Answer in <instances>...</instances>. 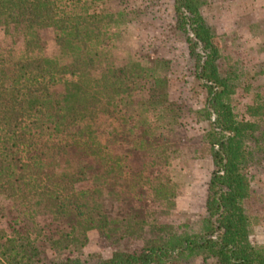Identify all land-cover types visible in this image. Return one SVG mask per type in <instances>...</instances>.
Instances as JSON below:
<instances>
[{
	"label": "trees",
	"instance_id": "16d2710c",
	"mask_svg": "<svg viewBox=\"0 0 264 264\" xmlns=\"http://www.w3.org/2000/svg\"><path fill=\"white\" fill-rule=\"evenodd\" d=\"M204 4L172 0L190 77L205 90L193 108L170 95V59L147 66L117 52L140 13L132 0H0V28L23 43L20 52L0 45V264H185L195 256L264 264V245L252 240L264 207V190L252 186L264 170V60L245 71L243 62L225 63ZM241 78L249 101L237 116L231 97ZM188 115L208 123L202 140L213 162L197 230L114 218V195L173 196L157 172L177 157L174 126ZM90 230L110 240L141 236L142 246L85 254Z\"/></svg>",
	"mask_w": 264,
	"mask_h": 264
},
{
	"label": "rangeland",
	"instance_id": "374dc122",
	"mask_svg": "<svg viewBox=\"0 0 264 264\" xmlns=\"http://www.w3.org/2000/svg\"><path fill=\"white\" fill-rule=\"evenodd\" d=\"M134 8L140 13L132 15L122 44L117 43L120 56L138 55L144 65L150 66L155 58L164 57L171 60L172 75L170 95L173 99L186 102L193 108L201 105L205 90L198 87L191 74V63L187 56L186 44L180 34L172 27V0H132ZM205 22L209 26L213 41L225 58V63L232 60L249 68L264 60V0H205L201 8ZM49 37L47 53L52 56L55 44ZM7 37L0 28V45L11 42L17 52L23 50L22 38L16 33ZM237 93L231 97V103L237 116L249 101L243 92L242 84L248 81L241 78ZM104 122V121H103ZM107 124L112 123L110 120ZM116 125V123H114ZM208 128L206 121H197L192 115L186 116L181 124L174 126L175 138L179 151L168 165L158 168V175L167 178L173 196L160 200L151 191L143 194H132L120 199L113 196V217L118 220L133 219V222L144 219L147 223L168 222L180 226L184 231L197 230L199 220L204 213L207 193V182L213 169L209 146L202 140ZM130 162L140 161L139 156L129 158ZM258 179V180H257ZM252 186L264 190V170H258ZM261 189V190H262ZM116 190L118 191L117 187ZM167 196V195H166ZM169 197V196H168ZM260 204L264 205V199ZM253 218L252 240L264 245V207ZM119 220V221H120ZM124 224V223H122ZM4 222L0 221V226ZM126 226V224H124ZM150 227L145 226L144 237L150 234ZM141 236H127L120 240L108 239L96 230L88 232V242L83 251L109 256L114 249H139L142 246ZM44 256H51L47 243L40 241ZM185 264H215L211 259L203 261L201 257L190 258Z\"/></svg>",
	"mask_w": 264,
	"mask_h": 264
}]
</instances>
